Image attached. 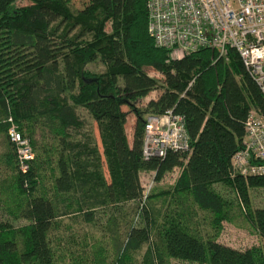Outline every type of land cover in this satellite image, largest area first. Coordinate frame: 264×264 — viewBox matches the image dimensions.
I'll return each mask as SVG.
<instances>
[{
  "label": "trees",
  "instance_id": "1",
  "mask_svg": "<svg viewBox=\"0 0 264 264\" xmlns=\"http://www.w3.org/2000/svg\"><path fill=\"white\" fill-rule=\"evenodd\" d=\"M88 2L0 0V264H264L261 244L219 239L222 222L240 216L264 240V205L249 194L264 173L231 172L249 110L264 113L238 52L172 57L147 30L146 0ZM168 108L183 115L191 150L146 159V118ZM8 115L31 139L26 171ZM175 166L176 178L142 200L140 173L158 181Z\"/></svg>",
  "mask_w": 264,
  "mask_h": 264
},
{
  "label": "built area",
  "instance_id": "2",
  "mask_svg": "<svg viewBox=\"0 0 264 264\" xmlns=\"http://www.w3.org/2000/svg\"><path fill=\"white\" fill-rule=\"evenodd\" d=\"M146 9L147 30L155 45L169 48L172 57L206 46L226 55L232 47L264 97V0H146ZM7 121L18 167L26 171L34 156L29 138L11 115ZM244 128L242 146L230 160L231 172L264 173V113L250 109ZM167 149L191 150L183 115L171 108L147 116L142 139L146 159L164 156ZM150 186L142 189V200Z\"/></svg>",
  "mask_w": 264,
  "mask_h": 264
},
{
  "label": "rangeland",
  "instance_id": "3",
  "mask_svg": "<svg viewBox=\"0 0 264 264\" xmlns=\"http://www.w3.org/2000/svg\"><path fill=\"white\" fill-rule=\"evenodd\" d=\"M18 2L20 4H25V3H29L30 0H18ZM72 2L74 3V5L81 9V10H88L91 8L90 3L88 2V0H72ZM89 66L91 68H97L100 67V63H90ZM147 71L149 74L154 75V76H161V73H159L158 71L148 67ZM157 93V90H152L149 92L148 97L151 96H155ZM124 109H127V107H123ZM84 112V111H83ZM87 119H90L89 115L86 114ZM132 122H133V116L131 115V113L128 112L127 115V119L125 122V128H126V133L127 136L129 138V140L131 139V128H132ZM95 126V125H94ZM93 126V127H94ZM28 138H29V142H30V146L33 150L32 144H31V139L30 136L26 133H24ZM94 134L95 137L98 140V134H97V129H95L94 127ZM33 155H34V151H33ZM179 167L175 166L172 169L166 171L163 176L161 177L160 180L155 181L153 179V171H143L140 173V182L142 185V188L145 190L149 184H151L150 187H152L153 185H161V186H166L168 184H170L178 175L179 173ZM104 171L105 174L107 175V171L106 168L104 166ZM215 187L218 189H221L222 192L225 195H228L229 197L233 198L234 197V191L231 190V188H229L228 186H222L219 183L215 184ZM249 194H250V199H251V204L253 206H263L264 205V186L263 187H252L249 189ZM124 207H129V205L125 204ZM206 210H197V216L199 218V222L201 225V230L203 232V230H209V224H208V214H206ZM202 215H206L205 218L202 217ZM219 239L220 241L232 245L234 247H238V248H244L247 246H250L252 244H261L264 248V240L261 239L255 229L253 228V226L245 221H242L240 216H236L234 221H223L222 222V228L219 234ZM176 264H188L187 262H181V261H176Z\"/></svg>",
  "mask_w": 264,
  "mask_h": 264
}]
</instances>
